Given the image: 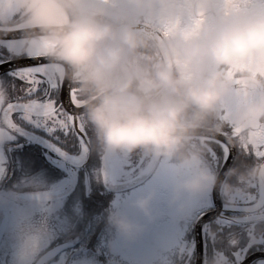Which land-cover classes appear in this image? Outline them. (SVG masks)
<instances>
[{
	"label": "clouds",
	"instance_id": "1",
	"mask_svg": "<svg viewBox=\"0 0 264 264\" xmlns=\"http://www.w3.org/2000/svg\"><path fill=\"white\" fill-rule=\"evenodd\" d=\"M12 7L16 15L0 31L20 30L27 45L62 66L100 149L176 165L173 204L219 184L235 206L264 186V159L230 170L234 184L221 182L203 158L205 134L230 125L250 142L264 126V0H17ZM162 18L175 30L148 24ZM237 97L244 102L231 104ZM159 195L153 187L114 208L109 225L137 239L144 221L156 220ZM253 208L264 211V200Z\"/></svg>",
	"mask_w": 264,
	"mask_h": 264
},
{
	"label": "rangeland",
	"instance_id": "2",
	"mask_svg": "<svg viewBox=\"0 0 264 264\" xmlns=\"http://www.w3.org/2000/svg\"><path fill=\"white\" fill-rule=\"evenodd\" d=\"M151 159L154 161L152 157ZM211 160L213 161V159ZM204 162L209 167L205 160ZM108 164L109 162L107 166ZM213 164L215 167L216 164ZM133 165L134 169L131 170V173H133L132 179L136 180L139 176L137 179L139 180L142 177V172L145 171L137 158L133 160ZM30 169L28 161L22 162V173L18 179L20 182L15 188V192L27 194L48 193L49 186L55 188L61 185V183H51L55 180L48 171L38 170L39 168ZM105 171L106 173H104ZM109 172L108 167H103L102 189L103 186H109L111 181ZM183 174L185 176L191 175V169H184ZM176 177V165L173 162L161 159L157 173L148 183L131 193L118 195L115 201L111 200L109 203L111 206L107 209L108 215L114 208L127 205L129 201L153 187L159 191V198L154 205L156 220L154 222L145 220L144 222L148 224L147 230L137 239L131 241L121 237L109 225L108 219L107 222H104L103 214H100L97 219L94 218L92 222H88V211H86L85 206L89 204V200L84 206L85 208L81 209L83 198L78 193H73L66 198L58 197L55 201L45 203L42 201H19L15 198L17 193L6 191L5 188L0 189V204L3 205L4 202L9 201L12 209L10 214L14 216L17 225H26L30 229L27 233L20 230V238L18 236L14 238L7 237L3 240L0 246L2 252H0V264H10L11 256L17 255L16 250L20 246L26 248L37 247L39 252L55 242H68L69 239L77 241L78 239H75L73 235L79 232L77 236L81 240L79 239L78 244L72 249L62 250L63 252L56 256L51 264H186L190 262L191 258L194 264L196 245L194 225L200 216L214 207L211 195L212 189L203 193L186 195L183 206L176 205L172 203L171 198V186ZM2 179L3 177L0 176V185ZM261 187L264 194V186ZM257 201L254 192H252V196L247 195L242 198L235 206L226 200L224 211L216 221L224 220L223 223L228 225L243 224V222L247 224L264 223V216L260 217V214H258V217L261 219L258 221H255L257 218V216H254L255 213H251V217L244 218V221L239 220L241 216L234 215L235 212L244 213L245 211L250 213L254 211L253 203ZM161 215H167L168 218L161 221L159 219ZM206 231H208L207 226L203 231L204 238H206ZM91 235L95 237L92 239ZM258 236H255L256 238L252 236L246 244L249 243L250 245L251 242H258ZM248 246L243 248L242 259L246 257L244 255H247ZM260 251H264V249H260ZM253 264H264V258L255 260Z\"/></svg>",
	"mask_w": 264,
	"mask_h": 264
},
{
	"label": "flooded vegetation",
	"instance_id": "3",
	"mask_svg": "<svg viewBox=\"0 0 264 264\" xmlns=\"http://www.w3.org/2000/svg\"><path fill=\"white\" fill-rule=\"evenodd\" d=\"M16 2L17 0H4L3 7L0 8V14H2L0 15V22L6 17L16 15L12 7ZM148 24L156 27L158 32L163 34L170 33L173 26H175L174 21L165 20L163 18L158 21H149ZM7 39L9 41L20 42L24 40V37L22 32H15L10 34ZM31 66L32 64L29 62L26 54L19 52L10 53L7 48H0V88L4 90L9 103H20L27 98L23 90L24 85L20 81L15 80L10 73L14 72L17 68H28ZM73 87L71 83L69 89V102H71V90ZM61 90L62 87L55 92L54 98L59 106H64L61 98ZM36 98L39 99V97ZM242 102H244V99L237 97L233 98L231 104ZM65 111H68L66 107ZM76 117L78 124L82 121L84 128L90 129L83 134V138L81 135L77 134L76 130H73L70 135H65L62 131L50 133L45 127L36 126L24 120L22 115L18 113L16 122L19 126V131L13 134L14 138L7 136L0 138V163L3 164V169H0V176L3 177L0 189L5 188L6 191L17 193L15 194V198L19 201H38L21 198L19 195L23 193L15 192V188L20 182L18 179L22 173V162L28 161L31 169L33 168L35 170L39 168L38 170H45L53 175L55 181H52V184L61 183L60 186H56L55 188L49 186L48 193H35L48 198V200L42 202L48 203L55 201L58 197L66 198L73 193H78L83 198V202L81 203V209H83L88 200H92L95 206L101 202V197L103 195L101 181L103 167H108L110 169L109 177L111 181L108 187L104 186V190H106L105 193L111 195L110 201L112 199L115 201L120 194L124 195L131 193L133 190L142 187L157 173L161 160L153 161L148 154L142 151L130 155L117 154L109 156L106 154L98 145H95L96 142L92 137V131H94V129L85 120V113L78 114ZM223 129V134L228 136L235 144H243L242 140L232 135L233 129L230 125H225ZM223 146L225 150H227L224 144ZM136 158L140 160L142 169L145 171L142 172V177H140L139 180H137L139 176L136 180L132 179L133 173H131V170L134 169L133 160ZM203 158L208 163L209 167L217 174L218 170L221 168L217 169V162L214 160L209 161L205 156H203ZM256 158L257 163L260 159L257 156ZM108 162L109 164L107 166ZM213 163L216 164L215 167H213ZM2 172L4 173L2 174ZM104 173H106V171ZM247 195L252 196V193ZM254 197L256 200L258 199V201L264 200L261 186L254 191ZM222 198L225 206L226 199L223 195ZM4 212L9 214V222L3 233L1 244L7 237H19L20 230H23L24 233L30 230L26 225H17L14 216L10 214L12 209L9 205V201L4 202L3 205L0 204V224L4 218ZM100 214L101 212L99 211L97 216H100ZM258 214H260V217L264 216V211H259L254 214V216H257V221L261 219L258 217ZM248 217L251 216L248 215ZM205 226L209 228V223L205 224L204 228ZM79 233L74 235L75 239H78L77 241L72 239L77 244L79 239L81 240V238L77 236ZM70 240L71 239L68 241ZM63 242L65 241H60L59 243ZM59 243H52L50 247L39 252L37 247L26 248L20 246L16 250L17 255L11 256V263L16 264L19 255L22 254L32 257V260L27 264H35L43 253ZM53 260H50L47 264L52 263Z\"/></svg>",
	"mask_w": 264,
	"mask_h": 264
},
{
	"label": "snow or ice",
	"instance_id": "4",
	"mask_svg": "<svg viewBox=\"0 0 264 264\" xmlns=\"http://www.w3.org/2000/svg\"><path fill=\"white\" fill-rule=\"evenodd\" d=\"M3 2L4 0H0V8L3 7ZM227 2L231 3L232 0H227ZM243 2H247V0H243ZM175 27L173 26L171 30H175ZM15 32H20V30H14L7 34L0 31V48H7L10 53L26 54L32 66L17 68L10 73L15 80L24 85L23 90L27 98L22 102L9 103L4 90L0 88V138L5 136L14 138L13 134L19 131L16 122L18 113L24 120L36 126H43L50 133L62 131L65 135H70L73 130H76L77 134L83 138V134L86 132L83 122L78 124L77 117L71 113L73 106L80 107L77 102L76 89L73 87L71 90V102H69L68 91L65 89L64 106H59L54 98L55 92L63 87V82L66 80L62 75V66L54 63L42 47L29 46L24 40L9 41L7 37ZM65 107L68 111H65ZM226 116L227 113H225ZM232 135L240 139L245 133L239 129H233ZM243 144L246 150L254 152L259 159H264V126L256 128L251 133L250 142L244 141ZM0 169H3L2 163H0Z\"/></svg>",
	"mask_w": 264,
	"mask_h": 264
},
{
	"label": "trees",
	"instance_id": "5",
	"mask_svg": "<svg viewBox=\"0 0 264 264\" xmlns=\"http://www.w3.org/2000/svg\"><path fill=\"white\" fill-rule=\"evenodd\" d=\"M89 130L90 129H86V132ZM92 132V137L96 142L95 131ZM95 145H97V142ZM235 145L237 155L232 169L238 168L243 171L256 164L257 158L254 152L246 150L244 144L236 143ZM203 149V153L206 154L205 156L207 158L209 157V160L213 159L217 162L219 168L226 154L224 146L213 139H204ZM226 180L230 183H237L236 177L229 178V176H227ZM104 193L101 197V202L96 206L92 200H89L90 203L88 207L86 206V211H88V222L93 221V219L97 217L99 211L104 215V219L106 218L105 209L111 195L109 193ZM236 215H242V213H236ZM243 219V217H239L240 221H244ZM223 221L224 220H218L209 223V231H206L204 264H216L217 261H222L223 264H238L240 259L243 258V256L241 257L243 248L249 245V243H246L248 240L250 241L252 236L257 237L259 235V240L258 242L250 243L247 255L254 251L264 249V223L247 224L243 222V224L235 223L228 225L223 223ZM261 235L262 237H260ZM90 237L93 239L95 236L91 235ZM191 259L190 262H188L189 264L193 261ZM191 264H193V262Z\"/></svg>",
	"mask_w": 264,
	"mask_h": 264
},
{
	"label": "water",
	"instance_id": "6",
	"mask_svg": "<svg viewBox=\"0 0 264 264\" xmlns=\"http://www.w3.org/2000/svg\"><path fill=\"white\" fill-rule=\"evenodd\" d=\"M70 85H71V82L68 80H65L63 82V87L61 90V98H62L64 105H65V101L63 99L64 91H65V89H67L68 95H69ZM71 113L74 114L75 116H77L78 114L84 113V109L81 107L77 108V107L73 106L71 109ZM204 137L214 138L216 140L221 141L222 143H224L227 146V149H228L227 158H226L219 174L217 175L219 177V180L221 182H223L225 180L227 174L231 170L232 165H233L235 158H236L235 144L233 143V141L228 136L224 135L223 133H207V134H205ZM220 191H221V187L219 184H217V186H215L212 189V197H213V201L215 204V209L204 214L203 216H201L195 224V229H194L195 242H196V261H195V264H203V259H204L203 226L207 222H211V221L215 220L216 218H218L222 212L223 203H222ZM19 196L21 198H24L27 200H39V201L48 200V198L43 197L41 194H20ZM166 218H167V215L159 216V219L161 221L166 220ZM8 222H9V214L7 212H4V218L2 219V222L0 224V243H1V240L3 237V233L7 228ZM74 244L75 243H73V242H65V243H62L56 247H53L52 249L47 251L45 254H43L35 264H46L48 261H50L55 256H57L62 250L73 247ZM259 258H264V251L255 252V253L249 255L247 258H245L239 264H251L252 262H254L255 260H257ZM31 260H32L31 256H25V255L21 254V255H19V257L17 259V264H27Z\"/></svg>",
	"mask_w": 264,
	"mask_h": 264
}]
</instances>
